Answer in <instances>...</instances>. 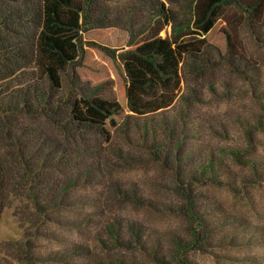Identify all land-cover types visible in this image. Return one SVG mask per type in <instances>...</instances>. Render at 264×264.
Listing matches in <instances>:
<instances>
[{
    "label": "rangeland",
    "instance_id": "374dc122",
    "mask_svg": "<svg viewBox=\"0 0 264 264\" xmlns=\"http://www.w3.org/2000/svg\"><path fill=\"white\" fill-rule=\"evenodd\" d=\"M163 1L165 17L153 25L154 34L130 42L114 27L81 33V0H44L35 69L39 78L48 74L59 86L60 72L77 57L78 44L84 47L80 77L101 83V93L112 101L106 112L97 113L78 97L72 112L100 123L107 143L127 115L164 113L170 121L185 113L180 96L195 88L197 98L183 115L182 132L172 134L180 142L179 155L189 156L179 168L178 186L190 200L177 191L170 170L152 164H115L110 170L106 180L134 187V198L117 195L104 179L95 184L59 179L65 191L55 193L56 204L28 230L27 239L12 208L3 210L0 264H102L115 257L123 264H264V97L255 99L264 89V41L254 37L245 13L235 6L222 8L221 0H195L190 28L172 33L171 17L180 0ZM242 1L256 10V23L264 20V0ZM206 43L242 53L258 66L254 95L235 75L211 86L186 85L182 61ZM225 82L230 95L223 91ZM245 115L250 117L247 132L238 124ZM215 160H221L218 174L199 176L198 170ZM77 170L65 171L63 178ZM192 215L203 240L189 234L195 227Z\"/></svg>",
    "mask_w": 264,
    "mask_h": 264
},
{
    "label": "trees",
    "instance_id": "16d2710c",
    "mask_svg": "<svg viewBox=\"0 0 264 264\" xmlns=\"http://www.w3.org/2000/svg\"><path fill=\"white\" fill-rule=\"evenodd\" d=\"M194 1L180 0L177 13L171 17L172 33L190 28ZM163 4V0H81L79 30L86 33L114 27L125 31L129 41L134 42L141 36L154 34L153 25L165 17ZM221 4L222 8L235 6L245 13L254 37L264 41V20L256 23V10L252 6L242 0H221ZM43 19L44 0H0V217L5 208H12V215L27 239L28 230L36 228L56 204L59 195L55 193L65 191L66 185L63 188L59 179L63 183L78 179L94 184L104 179L117 195L134 198V187L123 189L106 180L115 164L121 168L152 164L168 169L177 191L185 201L190 200L191 194L181 192L178 186L183 180L179 168L189 156L179 155L180 142L172 134L182 132L183 115L197 98V90L191 88L181 94L185 113L178 112L173 120L167 121L164 113L160 117V114L125 116L112 141L107 143L100 123L77 119L72 112L78 97L97 113L106 112L112 101L101 93V83L92 84L80 77L77 69L84 58L82 45L78 44L77 57L60 72L59 86L48 74L37 76L36 47ZM182 74L186 85L192 81L209 86L235 75L253 95L259 83L258 66L242 53L222 51L212 43H206L200 51L187 52ZM223 87L230 95L229 83L225 82ZM257 92L256 100L264 97V89ZM249 121V115L238 120L245 132ZM75 167L78 170L74 177L63 178L65 171ZM220 167L221 160H215L209 167H201L198 174L217 175ZM191 219L195 227L189 229L190 236L203 240L196 230L200 222L193 215ZM132 233L137 240L136 232ZM114 241L119 242L116 236ZM13 247L22 251L17 243L13 242ZM105 262L123 264L118 257Z\"/></svg>",
    "mask_w": 264,
    "mask_h": 264
}]
</instances>
